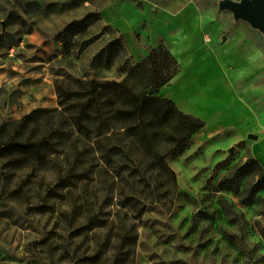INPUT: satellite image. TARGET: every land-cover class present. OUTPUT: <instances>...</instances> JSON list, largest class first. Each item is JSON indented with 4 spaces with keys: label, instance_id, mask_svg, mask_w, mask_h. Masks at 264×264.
<instances>
[{
    "label": "rangeland",
    "instance_id": "1",
    "mask_svg": "<svg viewBox=\"0 0 264 264\" xmlns=\"http://www.w3.org/2000/svg\"><path fill=\"white\" fill-rule=\"evenodd\" d=\"M220 1L0 0V128L33 109L56 106L57 78L123 79L152 48L139 11L165 16L181 2L210 30L222 24L216 35L204 30L206 38L222 42L234 23L264 49V32L235 19ZM260 87L264 97V83ZM231 118L233 129L200 130L166 156L177 189L158 178L150 182L154 192L140 196L134 256H83L105 232L72 237L59 218L66 203L46 195L51 175L40 169L29 181L28 168H13L0 153V264H264V164L254 150L264 145V121L239 108ZM6 135L2 130L0 148ZM225 176L237 191L217 188ZM257 183L263 187L251 195ZM90 199L111 214L128 208L102 191L96 198L91 191Z\"/></svg>",
    "mask_w": 264,
    "mask_h": 264
},
{
    "label": "trees",
    "instance_id": "2",
    "mask_svg": "<svg viewBox=\"0 0 264 264\" xmlns=\"http://www.w3.org/2000/svg\"><path fill=\"white\" fill-rule=\"evenodd\" d=\"M180 72L174 55L160 43L119 81L55 79L56 106L33 109L0 128V134L7 133L0 153L7 155L8 165L28 168L29 181L40 169L51 175L45 192L66 203L59 212L65 231H74L72 237L105 232L83 256H134L132 220L143 214L136 205L140 196L153 193L150 182L158 178L169 190L177 189L165 158L205 126L160 95ZM262 187L255 184L251 195ZM217 188L238 190L229 176ZM91 191L95 198L100 191L116 195L128 208L105 212L90 199Z\"/></svg>",
    "mask_w": 264,
    "mask_h": 264
},
{
    "label": "crops",
    "instance_id": "3",
    "mask_svg": "<svg viewBox=\"0 0 264 264\" xmlns=\"http://www.w3.org/2000/svg\"><path fill=\"white\" fill-rule=\"evenodd\" d=\"M117 9L107 14L108 19H115ZM169 11L165 16L149 17L141 11L135 15L147 19L152 48L164 43L181 67L179 75L162 88L164 97L183 113L205 121L201 135L209 129H233L231 115L236 108L264 121L260 87L264 83L263 47L239 24L232 23L223 41L215 42L203 36V32L208 30L216 35L222 24L217 30H210L200 14L188 11L181 2L172 4ZM152 48L146 49L142 56ZM251 102L259 105L256 110L253 106L257 105Z\"/></svg>",
    "mask_w": 264,
    "mask_h": 264
},
{
    "label": "water",
    "instance_id": "4",
    "mask_svg": "<svg viewBox=\"0 0 264 264\" xmlns=\"http://www.w3.org/2000/svg\"><path fill=\"white\" fill-rule=\"evenodd\" d=\"M219 6L230 10L235 19L246 20L264 32V0H221ZM249 137L257 138V135L249 134Z\"/></svg>",
    "mask_w": 264,
    "mask_h": 264
},
{
    "label": "bare ground",
    "instance_id": "5",
    "mask_svg": "<svg viewBox=\"0 0 264 264\" xmlns=\"http://www.w3.org/2000/svg\"><path fill=\"white\" fill-rule=\"evenodd\" d=\"M255 153L264 164V145L255 146Z\"/></svg>",
    "mask_w": 264,
    "mask_h": 264
}]
</instances>
